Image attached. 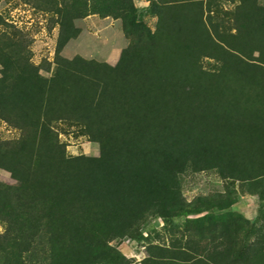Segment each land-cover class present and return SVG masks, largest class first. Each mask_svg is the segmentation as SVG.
<instances>
[{
  "label": "trees",
  "instance_id": "obj_1",
  "mask_svg": "<svg viewBox=\"0 0 264 264\" xmlns=\"http://www.w3.org/2000/svg\"><path fill=\"white\" fill-rule=\"evenodd\" d=\"M145 1H36L72 37L80 10L118 17L128 44L115 64L57 53L45 79L25 35L2 33L0 119L20 135L0 142L12 178L0 180V264H131L110 241L147 215L236 201L225 190L187 203L188 167L264 176V0ZM56 122L78 124L98 155H67ZM244 222L154 247L142 264H264V240L259 257L239 249Z\"/></svg>",
  "mask_w": 264,
  "mask_h": 264
},
{
  "label": "rangeland",
  "instance_id": "obj_2",
  "mask_svg": "<svg viewBox=\"0 0 264 264\" xmlns=\"http://www.w3.org/2000/svg\"><path fill=\"white\" fill-rule=\"evenodd\" d=\"M37 0H0V40L4 31L20 30L26 37L27 57L36 64L45 79L53 67L55 55L72 57L76 54L97 61L115 64L121 50L128 44L121 21L114 15L101 16L80 10L75 14L74 23L80 29L72 37L61 33L53 23V13L36 6ZM139 6L145 0H134ZM144 19L152 27L155 18L145 15ZM218 61L203 57L201 65L214 70ZM54 128L66 154L96 156L97 142L83 134L80 126L68 122H56ZM20 135L19 129L7 125L0 119V142L14 140ZM0 180L11 183L10 173L0 168ZM180 189L184 200L193 204L197 195H211L230 190L236 201L229 206L199 204L188 206L172 218L149 214L127 235L116 237L110 244L119 250L131 264H142L143 258L154 247H171L177 241L186 242L202 238L206 234L199 231L213 230L229 224L233 219H245V227L237 232L239 249L254 257L260 256L258 245L264 240V176L250 179L223 177L217 170L188 167L179 175ZM5 226L0 222V232Z\"/></svg>",
  "mask_w": 264,
  "mask_h": 264
}]
</instances>
